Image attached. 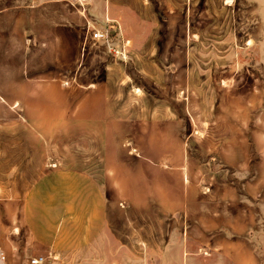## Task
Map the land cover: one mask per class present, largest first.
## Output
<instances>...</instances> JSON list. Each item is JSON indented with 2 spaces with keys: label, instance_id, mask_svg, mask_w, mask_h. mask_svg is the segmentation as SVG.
I'll return each instance as SVG.
<instances>
[{
  "label": "rangeland",
  "instance_id": "1",
  "mask_svg": "<svg viewBox=\"0 0 264 264\" xmlns=\"http://www.w3.org/2000/svg\"><path fill=\"white\" fill-rule=\"evenodd\" d=\"M113 3L0 0L6 264L45 254L23 204L54 168L118 203L190 188L215 214L204 221L222 222L204 225L206 249L219 244L226 264H264V0ZM113 236L96 244L93 264L117 252Z\"/></svg>",
  "mask_w": 264,
  "mask_h": 264
},
{
  "label": "crops",
  "instance_id": "2",
  "mask_svg": "<svg viewBox=\"0 0 264 264\" xmlns=\"http://www.w3.org/2000/svg\"><path fill=\"white\" fill-rule=\"evenodd\" d=\"M109 1L115 8V0ZM160 189L150 188V200L118 203L108 199L93 179L54 168L28 187L24 220L38 251L55 253L65 264H93L96 244L110 234L117 239L118 250L108 255L106 264H226L216 259L222 257L219 244L214 250L203 244L214 237L204 225L222 224L204 221L215 217L206 203L192 199L190 188H169L162 201L165 194L160 196ZM175 192L178 198L170 196Z\"/></svg>",
  "mask_w": 264,
  "mask_h": 264
},
{
  "label": "built area",
  "instance_id": "3",
  "mask_svg": "<svg viewBox=\"0 0 264 264\" xmlns=\"http://www.w3.org/2000/svg\"><path fill=\"white\" fill-rule=\"evenodd\" d=\"M102 34L100 32H94L93 37L99 38ZM58 260V256L55 254H52L51 252L45 253V254H39L35 255L32 258H30V264H56V261ZM0 264H6V254L5 252L0 248ZM70 264H77V263H70Z\"/></svg>",
  "mask_w": 264,
  "mask_h": 264
}]
</instances>
